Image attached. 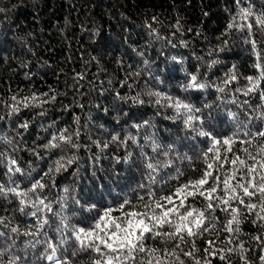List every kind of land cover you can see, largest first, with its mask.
Masks as SVG:
<instances>
[{
	"label": "trees",
	"instance_id": "obj_1",
	"mask_svg": "<svg viewBox=\"0 0 264 264\" xmlns=\"http://www.w3.org/2000/svg\"><path fill=\"white\" fill-rule=\"evenodd\" d=\"M251 2L257 12L264 4V0ZM0 9V184L14 180L27 191L33 177L40 179L52 169L44 177L48 187L43 195L57 212L59 200L65 206L63 215L73 225L88 218L91 201L85 200L90 188L106 185L111 189L104 207L118 208L121 196L130 198L133 205L147 202V198L142 202L129 194L147 181L141 157L144 152L151 154L148 137L165 145L175 141L179 153L175 166L183 173L166 191L157 192V199L202 175L206 162L194 153L205 148L203 138L193 141L189 134L183 139L182 121L169 119L175 111L167 107L165 97L201 108L206 124L229 134L237 124L229 113L245 123L249 115L264 112V81L244 95L251 86L247 78L259 73L251 45L245 43V30L228 27L240 11L236 0H0ZM253 32L259 49L264 44V28L254 26ZM259 50L264 54V49ZM193 75L205 88H186ZM226 80L230 82L225 84ZM133 99L143 103H132ZM14 103L20 111L9 115ZM206 105L213 106L210 120ZM143 120L150 124L145 127ZM25 122L28 128L22 129ZM63 134L70 142L52 141ZM113 136L119 140L113 141ZM126 137H136L137 143ZM50 141L57 146L45 147ZM261 146L264 141H253L251 146L237 142L232 153L224 148L221 153L244 158L243 148L255 152ZM13 159L23 170V179L16 173L7 174ZM57 162L64 164L59 172L55 171ZM230 167L225 165L226 170ZM168 176H176V171L161 181ZM78 196L85 197L81 201L84 212L75 203ZM188 203L206 208L201 198ZM18 207V198L0 196V216L14 215L20 221ZM97 208L103 210L100 205ZM47 218L49 224L43 231L52 235L60 227V218L52 213ZM208 219V231L196 238V246L204 249L212 240L217 247H225L224 226L230 217L217 209ZM252 219L242 217L241 238L246 248L253 249L247 255L250 264H259L257 245L248 243L258 231ZM34 225L35 218L23 217L22 230ZM146 243L161 247L158 240ZM190 246L191 241L185 249ZM69 252L76 253L72 264H92L96 258L76 243ZM231 261L241 264L239 253ZM214 264L221 261L216 259Z\"/></svg>",
	"mask_w": 264,
	"mask_h": 264
},
{
	"label": "snow or ice",
	"instance_id": "obj_2",
	"mask_svg": "<svg viewBox=\"0 0 264 264\" xmlns=\"http://www.w3.org/2000/svg\"><path fill=\"white\" fill-rule=\"evenodd\" d=\"M236 4L240 6V11L228 27L245 30V43L251 45L255 54L254 68L259 73L256 77L247 78L251 86L245 90L244 95H248L260 81H264V54L259 50L264 49V44L258 49L253 32L254 26L264 28V4L259 12L251 0H248L247 6H243L245 0H236ZM148 27L151 28V25ZM231 79H235V76ZM229 82L224 81L225 84ZM186 88L203 89L205 85L199 83L197 76L193 75L189 78ZM155 95L159 97V93ZM12 99L16 100L15 97ZM32 99L36 98L33 96ZM164 99L168 102L167 107L175 111L169 119L182 121L185 133L183 139H187L189 134H192L193 141L203 138L201 142L205 144V148L199 153H194L206 162L202 175L195 181L180 185L169 195H162L157 199V192L166 191L168 185L174 180L178 181L183 173L175 166V161L179 159L175 141L165 145L154 137H148L146 140L151 145V154L144 152L141 157V166L147 181L138 184L129 194L142 202L147 198V202L133 205L130 198L121 196L118 208L114 209L111 205L104 207L105 195H111V189L106 185H101L99 189L90 188L86 200L84 196L75 199L81 212L85 211L81 201H91L87 209L88 218H81L75 225L68 216L63 215L65 206L59 200L56 203L60 205V211L57 212L52 202L43 195L48 187L44 183V177L48 176L52 169L40 176V179L33 177L29 181L30 188L27 191L22 190L14 180L9 185L0 184V196L18 198V212L21 217L20 221H16L14 215H11V218L10 215L0 216V264H72L71 258L75 257L76 253L69 252V248L73 243L96 254L92 264H186V261H191L192 264H214L216 259L221 261V264H232L231 256L237 253L241 264H250L247 255L253 249L245 247V241L241 238L240 223L242 217L251 216L255 217L251 223L258 226V231L256 235L250 236L248 243L257 245L259 264H264V146L258 147L255 152H250L247 147L243 148L244 158L236 154L229 158L221 153V148L232 153V145L237 142L251 146L253 141H264V112L249 115L245 123H240L234 114L229 113L232 119L237 121L235 130L229 134L217 131L214 124H206V116L201 108L185 103L180 98L173 99L168 96ZM131 102L143 103L135 99ZM156 103L159 104L160 100L157 99ZM24 106L27 107L28 104L24 102ZM205 107L209 113L207 119L210 120L213 106ZM19 111L20 107L14 103L9 115ZM142 123L146 127L150 121L143 120ZM20 127L27 129L28 124L25 122ZM134 127L139 128L140 124ZM57 139L65 142L71 140L66 134L59 138L54 136L52 141ZM128 139L137 143L136 137L125 138ZM112 140L117 141L119 137L113 136ZM56 146L51 141L45 145L47 148ZM186 159L190 160V157ZM123 162L125 161H118ZM67 163L71 164L73 161L68 160ZM226 164H230V169H225ZM10 165L7 174L16 173L23 179L25 174L18 162L13 159ZM63 167L64 164L57 162L55 171L59 172ZM172 170L176 171V176H168L167 180L161 181V178ZM39 175L37 173V176ZM67 191L65 189V192ZM197 198L206 202V208H197L188 203L190 199L194 201ZM97 205L103 210L97 208ZM217 209L230 217L224 226V232L227 234L226 246L217 247L215 241L209 240L207 247L200 249L195 240L208 231L206 225L211 223L209 214ZM93 211L95 215H91ZM116 212L119 215H114ZM48 213L60 218V227L52 235L43 231L49 224ZM24 216L35 218V225L22 230ZM149 239L158 240L161 247L148 246L146 242ZM189 241L191 246L186 250L185 245ZM41 247L43 252H40Z\"/></svg>",
	"mask_w": 264,
	"mask_h": 264
}]
</instances>
